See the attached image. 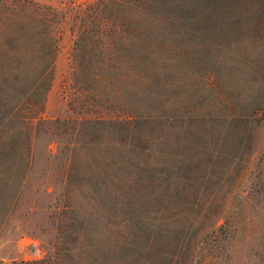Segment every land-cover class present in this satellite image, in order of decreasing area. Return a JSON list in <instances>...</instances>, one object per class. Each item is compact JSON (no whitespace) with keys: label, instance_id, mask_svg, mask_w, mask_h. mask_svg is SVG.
Here are the masks:
<instances>
[{"label":"rangeland","instance_id":"1","mask_svg":"<svg viewBox=\"0 0 264 264\" xmlns=\"http://www.w3.org/2000/svg\"><path fill=\"white\" fill-rule=\"evenodd\" d=\"M158 10L146 21L159 68L138 102L148 142L89 131L74 153L86 180L71 177L66 195L60 159L46 152L55 150L54 126L28 139L21 100L28 86L10 79L13 69L5 80L0 70V264H264V109L248 124L228 120L264 104V32L243 13L225 17L226 31L207 25L199 35L188 13L168 22ZM248 23L255 30L246 34ZM71 42L62 34L44 119L74 115ZM209 70L223 101L204 86ZM184 114L194 119L191 139L178 133ZM28 144L33 157L23 176L16 152ZM175 154L181 177H189L180 181L185 195L160 168Z\"/></svg>","mask_w":264,"mask_h":264},{"label":"trees","instance_id":"2","mask_svg":"<svg viewBox=\"0 0 264 264\" xmlns=\"http://www.w3.org/2000/svg\"><path fill=\"white\" fill-rule=\"evenodd\" d=\"M52 1L57 4H44L39 0H0V70L5 80L9 79L8 71L13 69L16 74L10 79L28 86L21 94L26 111L22 121H25L23 127L28 139L32 134L44 131L48 122L54 126L55 150L47 148L46 152L49 158L60 159L57 174L65 195L72 192V188L66 186L71 177L79 181L77 185L86 180L84 172L75 164L74 153L89 131L103 137L108 131L122 132L128 143L148 142L147 128L138 121L144 117L138 110V102L148 94L150 72L159 68V65L152 66L147 32L146 20L153 6L159 9L158 20L169 22L175 14L188 13L191 21L198 22L199 35H203L207 25L210 31L222 33L226 31V24L221 25L225 17L243 13L255 17L260 31L264 32V0ZM254 30L250 23L243 26L246 34ZM65 33L72 41L68 105L74 115L44 119L41 114L45 94L52 79L59 41ZM213 77L215 75L209 70L203 79L204 86L223 101L220 90L215 91L216 78ZM231 104L235 110L234 103ZM258 109H264V104H257L248 115L230 113L228 120L243 119L248 124ZM181 119L179 126H184L178 133L186 132L187 138L191 139L194 119L186 114ZM16 155L22 162L24 176L32 162L31 146L28 144ZM178 157L175 154L160 168L170 183L181 185L175 192L185 195L190 189L180 181L189 177H181Z\"/></svg>","mask_w":264,"mask_h":264}]
</instances>
